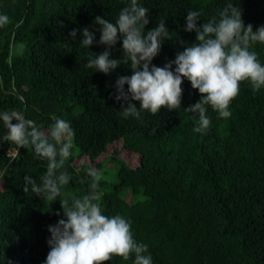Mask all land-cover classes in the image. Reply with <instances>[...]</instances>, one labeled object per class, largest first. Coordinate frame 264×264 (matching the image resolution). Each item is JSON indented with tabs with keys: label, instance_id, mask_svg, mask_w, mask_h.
Here are the masks:
<instances>
[{
	"label": "trees",
	"instance_id": "16d2710c",
	"mask_svg": "<svg viewBox=\"0 0 264 264\" xmlns=\"http://www.w3.org/2000/svg\"><path fill=\"white\" fill-rule=\"evenodd\" d=\"M138 2L149 9L146 31L164 19L172 39L188 43L195 41L194 32L183 30L189 10L202 9L203 23L232 2L243 10L245 26H264V0ZM128 3L0 0V14L11 21L0 27V112L18 111L43 129L55 116L74 130L64 166L71 179L55 202L38 197L31 185L23 190L25 175L40 183L46 160L31 147L20 148L17 156L11 155L16 145L0 144V264H45L48 226L64 218L59 200L71 204L73 195L91 191L89 168L102 172L95 191L103 213L130 222L153 264H264V88L254 92L242 81L226 119L207 106L211 124L203 133L193 132L198 117L185 111L200 99L187 79L179 109L145 110L141 119H125L114 85L119 76L132 75L130 66L122 63L105 75L85 63L106 48L98 43L95 17L115 22ZM85 27L96 32L90 48L79 45V32L75 41L68 35ZM182 50L165 41L152 63L163 67ZM253 50L264 64V44L256 42ZM111 54L124 59L122 41ZM6 131L0 121V136ZM134 259L114 256L105 264Z\"/></svg>",
	"mask_w": 264,
	"mask_h": 264
},
{
	"label": "clouds",
	"instance_id": "9594fccd",
	"mask_svg": "<svg viewBox=\"0 0 264 264\" xmlns=\"http://www.w3.org/2000/svg\"><path fill=\"white\" fill-rule=\"evenodd\" d=\"M202 15V9L189 10L186 14L183 30L195 33L192 43L180 37L173 40L164 19L146 31L150 23L149 9L138 0H129L115 22L99 15L95 17L94 26H98L100 34L98 43L106 48L90 57L85 67L108 75L122 63L130 66L132 75L119 76L114 85L115 100L123 101L120 112L125 119H141L145 110L157 114L162 108L179 109L181 85L187 79L200 93V99L185 111L198 117L193 132L203 133L211 124L207 106L226 119L231 116L229 105L239 94L242 81H249L254 92L264 88V64L253 50L256 42L264 44V26L255 31L251 23L245 26L243 10L232 2L218 9L217 15L199 23ZM10 22L6 14H0V27ZM78 32L82 47L90 48L97 42L96 32L87 27L73 29L68 35L75 41ZM118 41H122L123 60L113 58L111 54ZM165 41H175L183 50L176 53L175 59L159 67L152 61ZM136 101L140 102L139 108ZM52 120L50 128L43 129L18 111L0 112V121L7 129L0 136V144L16 145L17 156L20 148L31 147L37 158L46 160V171L39 178L40 183L25 175L23 190L27 192L31 185L33 193L49 202L57 200L62 187L71 179L64 166L72 154L71 138L74 136L70 122L55 116ZM87 174L92 181L88 194L73 195L71 204L68 199L59 200L64 218L48 226L50 251L45 264H105L114 256L128 260L130 255L135 257L134 264H153L148 245L134 238L130 222L120 215L103 213L101 197L95 191L103 178L102 172L89 168Z\"/></svg>",
	"mask_w": 264,
	"mask_h": 264
},
{
	"label": "rangeland",
	"instance_id": "374dc122",
	"mask_svg": "<svg viewBox=\"0 0 264 264\" xmlns=\"http://www.w3.org/2000/svg\"><path fill=\"white\" fill-rule=\"evenodd\" d=\"M15 152H16V151H13V152L11 153V155H14ZM106 166H107V164H106ZM106 166H105V167H106ZM108 172H112V169L109 168ZM112 175H113V174H110L109 176L111 177ZM129 195H130V193H129ZM130 196H131V195H130ZM138 197H139V196H136V198H138Z\"/></svg>",
	"mask_w": 264,
	"mask_h": 264
}]
</instances>
